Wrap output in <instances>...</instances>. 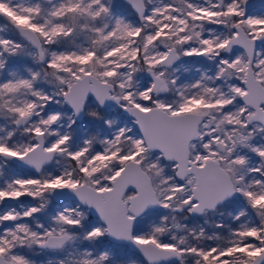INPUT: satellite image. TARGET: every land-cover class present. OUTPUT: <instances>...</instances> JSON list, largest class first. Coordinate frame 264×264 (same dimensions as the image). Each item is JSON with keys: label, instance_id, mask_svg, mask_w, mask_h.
I'll return each mask as SVG.
<instances>
[{"label": "snow or ice", "instance_id": "6c2138e0", "mask_svg": "<svg viewBox=\"0 0 264 264\" xmlns=\"http://www.w3.org/2000/svg\"><path fill=\"white\" fill-rule=\"evenodd\" d=\"M125 10L0 0V264H264V0Z\"/></svg>", "mask_w": 264, "mask_h": 264}, {"label": "trees", "instance_id": "16d2710c", "mask_svg": "<svg viewBox=\"0 0 264 264\" xmlns=\"http://www.w3.org/2000/svg\"><path fill=\"white\" fill-rule=\"evenodd\" d=\"M115 10L117 11L118 14H127L126 13V10L124 9L123 12H121L118 7H115ZM15 67V66H14ZM121 118H123V116H121ZM110 243V242H108ZM113 247H116V248H120V247H124V246H121V245H112ZM34 259H36L37 261L39 262H42L43 260H45V257H42V256H37V257H34Z\"/></svg>", "mask_w": 264, "mask_h": 264}, {"label": "rangeland", "instance_id": "374dc122", "mask_svg": "<svg viewBox=\"0 0 264 264\" xmlns=\"http://www.w3.org/2000/svg\"><path fill=\"white\" fill-rule=\"evenodd\" d=\"M113 4L115 5V7H118L121 12H123V10L125 9V3L121 2L120 0H113Z\"/></svg>", "mask_w": 264, "mask_h": 264}, {"label": "water", "instance_id": "95a60500", "mask_svg": "<svg viewBox=\"0 0 264 264\" xmlns=\"http://www.w3.org/2000/svg\"><path fill=\"white\" fill-rule=\"evenodd\" d=\"M120 1L125 3V0H120ZM252 3L255 4L256 6H259L261 3V0H252Z\"/></svg>", "mask_w": 264, "mask_h": 264}, {"label": "flooded vegetation", "instance_id": "af4514ba", "mask_svg": "<svg viewBox=\"0 0 264 264\" xmlns=\"http://www.w3.org/2000/svg\"><path fill=\"white\" fill-rule=\"evenodd\" d=\"M257 8H259V6H257ZM121 119H124V117L123 118H121ZM111 243V242H110Z\"/></svg>", "mask_w": 264, "mask_h": 264}]
</instances>
